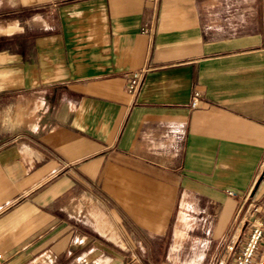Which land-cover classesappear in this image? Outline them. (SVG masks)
I'll list each match as a JSON object with an SVG mask.
<instances>
[{
    "label": "crops",
    "instance_id": "crops-1",
    "mask_svg": "<svg viewBox=\"0 0 264 264\" xmlns=\"http://www.w3.org/2000/svg\"><path fill=\"white\" fill-rule=\"evenodd\" d=\"M253 221L257 264L264 0H0V264H234Z\"/></svg>",
    "mask_w": 264,
    "mask_h": 264
},
{
    "label": "built area",
    "instance_id": "built-area-1",
    "mask_svg": "<svg viewBox=\"0 0 264 264\" xmlns=\"http://www.w3.org/2000/svg\"><path fill=\"white\" fill-rule=\"evenodd\" d=\"M150 2L154 7H156L158 4V0H150ZM142 32L146 33L147 29L144 28ZM139 84H140V77L136 76L135 78L132 79V81L128 86V93L134 95L138 91ZM197 97L198 94L194 93L190 104L191 107H195L197 105ZM227 194L230 197H235V195L232 192H228ZM256 210L257 207L254 204L250 205V216H252L256 212ZM253 225L254 228L251 234L249 235L247 242L242 248L241 253L235 256L234 264H251L252 259L255 257V252L258 250L259 244L262 240L263 228L259 223L255 221H253ZM225 249L227 252V258L235 255V251H236L235 245L233 244L227 245ZM257 264H264V252L260 255Z\"/></svg>",
    "mask_w": 264,
    "mask_h": 264
},
{
    "label": "rangeland",
    "instance_id": "rangeland-1",
    "mask_svg": "<svg viewBox=\"0 0 264 264\" xmlns=\"http://www.w3.org/2000/svg\"><path fill=\"white\" fill-rule=\"evenodd\" d=\"M249 208H250V204H249ZM219 258H220V257H219ZM218 262H219V261H217V263H216V264H218Z\"/></svg>",
    "mask_w": 264,
    "mask_h": 264
}]
</instances>
